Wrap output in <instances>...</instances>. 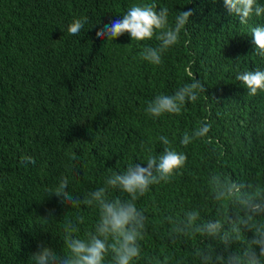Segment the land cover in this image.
<instances>
[{"label":"trees","instance_id":"1","mask_svg":"<svg viewBox=\"0 0 264 264\" xmlns=\"http://www.w3.org/2000/svg\"><path fill=\"white\" fill-rule=\"evenodd\" d=\"M134 2L141 0H0L1 264H26L24 251H35L37 241L63 246V217L75 210L54 195L45 197V189L67 176L69 189L83 194L102 186L111 171L135 162L146 166L148 149L162 151V134L188 154L187 167L174 183L154 186L138 206L148 216L144 249L172 256V264L181 257L193 264L192 241L170 243L163 217L181 207L203 206L205 217L213 213L206 187L212 172L264 182V92L249 96L235 78L264 70L247 34L264 25V16L242 25L223 0H143L167 6L170 21L177 11L194 12L179 42L154 66L140 52L145 43L156 46L155 39L97 37ZM83 17V34L70 35L68 24ZM193 78L206 86L205 95L186 104L182 115L153 119L145 113L156 94H173ZM203 120L211 124L208 137L181 149L183 133ZM73 154L76 160L69 159ZM24 156L35 164L22 163ZM49 210L55 216L44 218ZM82 214L87 222L81 235L96 213Z\"/></svg>","mask_w":264,"mask_h":264},{"label":"clouds","instance_id":"2","mask_svg":"<svg viewBox=\"0 0 264 264\" xmlns=\"http://www.w3.org/2000/svg\"><path fill=\"white\" fill-rule=\"evenodd\" d=\"M223 5L242 25H247L253 17L264 16V4L258 0H223ZM193 14L191 8L177 11L170 21L167 6L141 0L130 4L117 19L103 24L97 37L114 41L127 33L131 41L155 39L156 46L143 44L140 58L160 66L164 53L179 42ZM86 22L87 17L73 19L67 32L81 36ZM247 34L251 36L255 55L264 58V25L250 27ZM235 78L249 96L264 92V70L240 72ZM205 90L206 86L193 78L173 94H156L147 101L144 111L153 119L164 114L182 115L186 104L196 102L198 94L205 95ZM210 131L211 124L201 121L191 132L183 133L180 148L187 149L195 140L206 139ZM157 140L162 151L148 149L149 154L142 162L146 166L135 162L129 163L122 172L111 171L98 188L75 194L65 176L55 187L45 189V197L54 195L61 205L74 209L75 214L63 217V246L57 250L46 241H37L35 251L30 254L24 251L26 264H140L141 260L145 264H172V256L144 249L148 216L147 209L138 206V201L154 186L170 185L183 177L188 154L174 146L167 135H159ZM69 159L77 157L73 154ZM21 162L35 164L32 156L22 157ZM206 187L214 212L205 217L203 206L181 207L179 213L163 217L168 225L163 237L172 244L192 241L188 257L193 264H264V182L241 181L214 171ZM83 209L94 210L96 215L81 235V226L87 222ZM53 216L54 211L49 210L44 218ZM186 261L187 257H181L176 264H186Z\"/></svg>","mask_w":264,"mask_h":264}]
</instances>
